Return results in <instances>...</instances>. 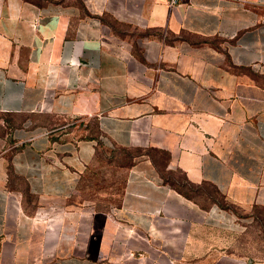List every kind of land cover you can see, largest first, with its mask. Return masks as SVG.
<instances>
[{
    "label": "crops",
    "instance_id": "0c3cea01",
    "mask_svg": "<svg viewBox=\"0 0 264 264\" xmlns=\"http://www.w3.org/2000/svg\"><path fill=\"white\" fill-rule=\"evenodd\" d=\"M171 2L0 0V264H264V0ZM100 149L141 151L110 209Z\"/></svg>",
    "mask_w": 264,
    "mask_h": 264
},
{
    "label": "rangeland",
    "instance_id": "374dc122",
    "mask_svg": "<svg viewBox=\"0 0 264 264\" xmlns=\"http://www.w3.org/2000/svg\"><path fill=\"white\" fill-rule=\"evenodd\" d=\"M7 117L0 115V144L5 140V133L2 129V121ZM137 152L122 149L104 150L96 152L92 165L86 171L82 178L79 189L81 196L91 202H94L99 209H110L116 207L119 202V196L123 191L125 184V175L128 167L133 162V157ZM158 169L163 172L165 178H170L176 187L191 197L198 199L207 194L213 198L219 206L228 205L224 198L215 193L209 187L197 189L188 186L184 178L179 173H170L164 169L165 158L161 154L154 156ZM235 214L237 210L230 209ZM256 215V212H255ZM264 219V213L261 214Z\"/></svg>",
    "mask_w": 264,
    "mask_h": 264
},
{
    "label": "trees",
    "instance_id": "16d2710c",
    "mask_svg": "<svg viewBox=\"0 0 264 264\" xmlns=\"http://www.w3.org/2000/svg\"><path fill=\"white\" fill-rule=\"evenodd\" d=\"M122 150H124V149H122ZM130 151H134V152H137L136 154L137 155H135L133 158H135V157H137V156H139L140 154H141V151L140 150H130ZM150 155H152V157H154L156 154H150ZM161 155H163L164 156V158H165V166H164V169H165V167H166V156L164 155V154H161ZM155 159V158H154ZM156 166H157V164H156ZM157 168H158V166H157ZM158 171L160 172V175H161V177H162V180H163V182L164 183H167V184H169V185H171V186H173L174 188H176V190L178 191V192H180L182 195H184L185 197H187V198H190V199H192L193 197H191L189 194H186V193H184L183 191H181L178 187H176L175 185H174V183L171 181V179L170 178H165L164 177V175H163V172L162 171H160L159 169H158ZM185 181V183L188 185V186H191V187H193L191 184H189L188 182H186V180H184ZM205 187V186H204ZM208 187V186H207ZM197 189H200V188H197ZM215 193H217L218 194V192H216V190H214L213 188H211ZM213 199V198H212ZM214 200V199H213ZM215 201V200H214ZM216 202V201H215ZM227 203V202H226ZM228 204V203H227ZM218 205V204H217ZM219 206V205H218ZM221 208H223V209H226V210H230V209H234V210H236L233 206H231V205H226L225 207L224 206H220Z\"/></svg>",
    "mask_w": 264,
    "mask_h": 264
},
{
    "label": "built area",
    "instance_id": "2783aa9c",
    "mask_svg": "<svg viewBox=\"0 0 264 264\" xmlns=\"http://www.w3.org/2000/svg\"><path fill=\"white\" fill-rule=\"evenodd\" d=\"M171 1H172V2H171L172 4L175 3V0H171ZM50 220H51V219H50ZM50 220H49V221H50Z\"/></svg>",
    "mask_w": 264,
    "mask_h": 264
}]
</instances>
